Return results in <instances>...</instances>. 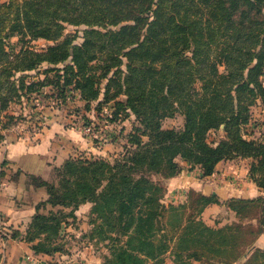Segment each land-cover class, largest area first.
Masks as SVG:
<instances>
[{"label":"trees","instance_id":"trees-1","mask_svg":"<svg viewBox=\"0 0 264 264\" xmlns=\"http://www.w3.org/2000/svg\"><path fill=\"white\" fill-rule=\"evenodd\" d=\"M65 23L85 27L81 42L64 35ZM4 30L54 43L9 55ZM0 45V113L11 98L51 85L63 104L71 96L88 112L109 106L111 123L123 113L139 124L112 161L67 160L55 169L58 184L32 176L48 199L12 238L30 243L36 255L68 252L56 243L62 225L91 203L88 237L106 245L103 264H264V250L254 247L264 235V133L251 139L243 127L254 124L252 108L264 105V0H10L0 3ZM123 57L125 71L110 75ZM43 64L51 66L45 78L28 81ZM178 110L183 126L164 129L162 121ZM8 124L0 121V143ZM221 126L224 136L208 141ZM237 158L251 161L248 176L263 193L226 201L237 221L209 226L202 213L220 202L193 189L185 202L165 204L182 162L208 178L221 161Z\"/></svg>","mask_w":264,"mask_h":264},{"label":"crops","instance_id":"crops-1","mask_svg":"<svg viewBox=\"0 0 264 264\" xmlns=\"http://www.w3.org/2000/svg\"><path fill=\"white\" fill-rule=\"evenodd\" d=\"M4 135V149L0 151V264H70V261H66L74 257L70 252L36 255L30 243L11 236L13 230L23 233L37 213V206L48 199L47 188L34 185L29 181V177L44 178L51 168L70 159H111L117 154L111 155L108 150L117 151L123 133L120 138L114 137L111 143H107V140L103 143V136L92 138L66 126L63 120L51 119L46 123V127L33 137L19 136L12 131L5 132ZM127 143L128 140L124 137V143L121 142V145L125 146ZM250 163L249 159L242 158L221 161L216 167V174L202 178L198 167L190 170L189 165L182 162L184 170L168 181L165 204L185 202L187 192L193 189L204 195H213L220 202L207 206L202 213L203 220L209 226L220 227L237 221L235 213L225 205L226 201L230 198H256L263 194L248 176ZM237 175L239 180L233 182ZM91 209V203L81 205L75 212L77 227L69 225L66 230L80 237L78 248L71 250L73 254L77 252L74 259L82 258L85 264H103V258L93 249L97 243L88 237L92 227L89 223ZM2 230L8 232L5 240L1 235ZM254 247L264 250L263 234L256 239ZM86 255L88 257H84ZM245 260L246 258H243L234 264H244Z\"/></svg>","mask_w":264,"mask_h":264},{"label":"rangeland","instance_id":"rangeland-1","mask_svg":"<svg viewBox=\"0 0 264 264\" xmlns=\"http://www.w3.org/2000/svg\"><path fill=\"white\" fill-rule=\"evenodd\" d=\"M10 0H0V3H8ZM9 21L7 22V24ZM65 29L63 30L64 35H74L77 36L75 39V43L82 41V34L85 27H80L77 29L76 27L69 25L67 23L64 24ZM7 29V28H6ZM4 35V50L7 54L13 55L20 52V50L24 48L30 47L32 50L35 51H45L46 48L49 45H52L54 42H48L44 39H34L33 37L26 35L22 36L17 33H11L9 31L5 30L2 32V36ZM59 40H62L59 39ZM1 46V45H0ZM105 59V58H104ZM98 61L93 62V64H98ZM104 63V60L102 59L100 61V65ZM125 60L124 57L122 58V63L119 65L118 68H115L111 71V74L116 71L117 69L121 71H125ZM51 66L47 64L41 65L37 70L30 72L28 75H30L28 81H40L45 78V72L44 70L49 68ZM60 69H63L64 64L57 66ZM3 70V68L0 66V72ZM62 71H60L61 73ZM102 70H99L97 73L100 74ZM54 72L49 73L48 77L49 79H54ZM4 76H0V81ZM121 81L124 77V74L121 76ZM102 86H105L106 80L102 81ZM57 90L51 85H48L44 87L40 91L32 92L31 94H28L25 97L17 98L14 97L11 98V101H9L7 110L4 113H0V121L8 122V128L5 130H1L4 134L5 132L12 131L14 134L19 136H28L33 137L35 134H38L41 132L42 128L46 127V123H49V121L52 120H63L68 127H72L74 124H82L84 123V120L82 118L89 117L90 119H93L92 121H95L97 124L98 131L101 133V135L104 137V140L107 139V143H111L113 141L114 137L117 139L120 138V134L123 133V139H121L120 143L118 144L115 150H111L114 152H111L108 150V153L111 155L114 154H120L123 152V144L121 145V142L124 143V137H126L129 133L132 132V127L137 126L138 122L136 121V118L133 114H130L129 117H125V114L122 113L124 116L123 120H118L115 122L116 124H112L110 121L109 127L106 124L108 121L107 115L103 113H97L96 111L92 110L90 112L86 111L83 103L75 100V101H68L66 104L62 103L61 98L57 99ZM125 99L124 96H119L117 100L123 101ZM2 103V102H1ZM0 103V105H1ZM109 108V106H108ZM107 108V109H108ZM109 110V109H108ZM252 122L256 124L257 126H254V124H248L244 127V132L248 134V137L251 139H258L259 137H262V133H264V105L259 101L257 105H255L252 108ZM14 117V120H10V116ZM262 123V124H260ZM163 128L164 129H180L184 124V116L183 114L178 110L174 112L171 116L166 117L163 121ZM112 125V127H111ZM139 125V124H138ZM111 127V128H110ZM224 129V126H221L218 131H215V134H210V137H208V141H216L219 140L221 137L224 136V133L222 131ZM122 131V133H121ZM124 133H127L124 135ZM116 135V136H115ZM103 140V143H105ZM106 143V144H107ZM103 146V145H100ZM4 149V143H0V151ZM113 154V155H114ZM2 158V156H0ZM108 159V158H107ZM113 158L110 159L112 161ZM109 161V160H108ZM1 162V160H0ZM63 165V164H62ZM61 166V165H60ZM60 166H54L51 168L46 175L43 177H40V180L47 181L49 183L58 184L59 183V177H57V172L55 171L56 168H59ZM34 178L29 177V181H34ZM172 205H178V204H172ZM51 208H46L42 210V213L47 214ZM221 217V216H220ZM227 217V216H224ZM72 227H77L76 222H72V220H69ZM223 226V225H222ZM59 238L57 240V244L63 245L64 249H67L68 253L72 254L74 257L77 252H71L75 251V247L78 248V242L80 240V237L77 236L74 232H67V228H69V225L63 224L62 225ZM71 227V228H72ZM7 231L2 230L1 235L7 236ZM93 249L96 250L97 255L103 256L107 252V247L103 243L95 244L93 246ZM106 254V255H107ZM72 257L70 260V264H85L86 262L84 259H74ZM88 257V255L84 256ZM103 260V259H102Z\"/></svg>","mask_w":264,"mask_h":264},{"label":"built area","instance_id":"built-area-1","mask_svg":"<svg viewBox=\"0 0 264 264\" xmlns=\"http://www.w3.org/2000/svg\"><path fill=\"white\" fill-rule=\"evenodd\" d=\"M72 100V97L70 96L69 97V100L68 101H71ZM108 107H104L102 112L101 113H105L107 116H109V113H110V109L108 110L107 109ZM109 121H107V127H109ZM72 129H76V130H79L83 135H86V136H89V137H92V138H100L102 135L101 133L98 131V128H97V124L95 123V121H92L91 124H85V123H82V124H74L72 127ZM104 140V138H103ZM107 139H105L104 141L106 142ZM216 174V171L213 173V175ZM239 175H237V177L235 179H233V182H235V180H239ZM185 196V195H184ZM30 260H32V258H30Z\"/></svg>","mask_w":264,"mask_h":264}]
</instances>
